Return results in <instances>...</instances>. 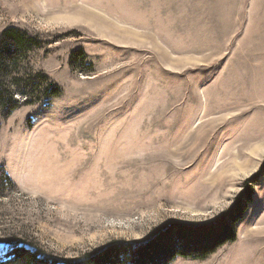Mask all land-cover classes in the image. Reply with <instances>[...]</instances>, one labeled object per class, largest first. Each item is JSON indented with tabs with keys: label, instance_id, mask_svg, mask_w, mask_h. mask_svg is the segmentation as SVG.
I'll return each instance as SVG.
<instances>
[{
	"label": "rangeland",
	"instance_id": "374dc122",
	"mask_svg": "<svg viewBox=\"0 0 264 264\" xmlns=\"http://www.w3.org/2000/svg\"><path fill=\"white\" fill-rule=\"evenodd\" d=\"M0 67V262L264 264V0H0Z\"/></svg>",
	"mask_w": 264,
	"mask_h": 264
},
{
	"label": "trees",
	"instance_id": "16d2710c",
	"mask_svg": "<svg viewBox=\"0 0 264 264\" xmlns=\"http://www.w3.org/2000/svg\"><path fill=\"white\" fill-rule=\"evenodd\" d=\"M22 38H24L22 32L14 27L6 29L1 36V40L7 39L8 41H10L12 50L14 52H16L22 45ZM2 72L3 70L0 67V109L4 111L5 115H7L18 106V103L13 101L12 92L6 91L5 88L3 89V86L1 84ZM15 84L19 87L18 84L20 83L18 82ZM55 90L56 91L52 93L54 96L58 95L60 92L58 87H55ZM27 102L28 104H32L34 101L28 100ZM251 190L252 188L249 187L247 191V196L249 198L251 196ZM225 234L227 239H234L231 231H227ZM169 244L170 243L168 239L165 238L162 240L160 239V241L155 240L152 242L151 240H148L144 243H138V245L140 246H137L135 248H128V245L126 244H122V246H120L119 243H113L103 252L96 253L94 255H87V257H85L84 259H80L79 261L62 258L60 259L54 255H47L39 249L34 252L21 249L18 252V257H16V259L7 262H0V264H105V262L106 264H169L177 256L203 259L208 257V255H210L215 251V249H217L215 245L205 247L201 243H195V246H190L191 248H193V250H190V248H188V246L184 244L182 245V247H180V249L178 248L176 251L175 248L169 246ZM166 246L167 249L169 246L171 250H168L167 253H165V256L168 258L164 261L162 260V263H160L157 255L158 253L160 254L163 249H166ZM124 250H127L126 254H123ZM119 254L125 255V258L119 260Z\"/></svg>",
	"mask_w": 264,
	"mask_h": 264
}]
</instances>
